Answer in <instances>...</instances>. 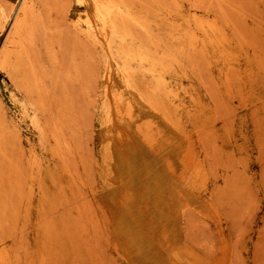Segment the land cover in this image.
Listing matches in <instances>:
<instances>
[{
  "label": "rangeland",
  "instance_id": "1",
  "mask_svg": "<svg viewBox=\"0 0 264 264\" xmlns=\"http://www.w3.org/2000/svg\"><path fill=\"white\" fill-rule=\"evenodd\" d=\"M97 1L0 0V264H264V0Z\"/></svg>",
  "mask_w": 264,
  "mask_h": 264
},
{
  "label": "bare ground",
  "instance_id": "2",
  "mask_svg": "<svg viewBox=\"0 0 264 264\" xmlns=\"http://www.w3.org/2000/svg\"><path fill=\"white\" fill-rule=\"evenodd\" d=\"M97 4H98V6H99V8H100V10H101V13H100V16H99V20L98 19H96V20H98V22L100 21L101 22V24L102 25H104L106 28H110V20H109V16H110V8H109V6L108 5H105L103 2H101V1H97ZM117 8V7H116ZM118 9V8H117ZM92 11V10H91ZM97 15V14H96ZM95 14H94V16H96ZM122 15V14H121ZM85 16V15H84ZM88 18V17H87ZM121 18V17H120ZM88 21V20H87ZM93 24V23H92ZM26 27V26H25ZM15 29V28H14ZM102 31V30H101ZM121 76V75H120ZM125 84V83H124ZM123 84V85H124ZM122 85V86H123ZM125 86V85H124ZM128 90V89H127ZM134 100V99H133ZM141 101V100H140ZM136 104V103H135ZM137 105V104H136ZM135 105V106H136ZM111 111V110H110ZM117 111L121 114V115H123V116H127V114L129 113V111H128V109H126V107L125 106H123V105H121L120 103L117 105ZM118 117V116H117ZM116 117V118H117ZM129 117V116H128ZM126 120H127V118H126ZM118 121V120H117ZM120 121V120H119ZM128 121V120H127ZM121 123V122H120ZM126 124V123H125ZM131 124H132V122H131ZM133 125V124H132ZM134 126V125H133ZM145 127V126H144ZM157 133V132H156ZM159 138V137H158ZM142 141V140H141ZM148 141H149V143H152L153 142V140L152 139H148ZM175 146V145H174ZM148 147V146H147ZM177 159V158H176ZM170 164V163H169ZM166 166V165H165ZM168 167V166H167ZM187 168V167H186ZM185 169V168H184ZM184 172V171H183ZM173 177H175L174 175H173ZM171 181H172V179H171ZM152 182V181H151ZM124 190V189H123ZM125 192V191H124ZM136 195V194H135ZM138 195V194H137ZM133 200H135L134 198H133ZM130 202V201H129ZM130 204V203H129ZM131 205V204H130ZM186 205H187V203H186ZM132 206V205H131ZM145 206V205H144ZM122 207V206H121ZM146 208V207H145ZM121 210H123V209H121ZM128 210H129V208H128ZM147 210V209H146ZM156 210V209H155ZM160 210V209H159ZM169 211V210H168ZM128 212V211H127ZM158 213V212H157ZM138 226V225H137ZM162 229V228H161ZM161 232H163V231H161ZM152 236V235H151ZM162 238V237H161ZM143 239V238H142ZM165 241V240H164ZM227 245V244H226ZM167 246V245H166ZM229 250V248H227V251ZM130 251V250H129ZM162 252H163V250H162ZM133 252H132V250L129 252V256L132 254ZM223 256V255H222ZM224 257V256H223ZM193 260H194V258H193ZM225 260V259H224ZM195 261V260H194ZM215 261V260H214ZM212 263V262H211ZM214 264V263H213ZM215 264H216V261H215Z\"/></svg>",
  "mask_w": 264,
  "mask_h": 264
}]
</instances>
